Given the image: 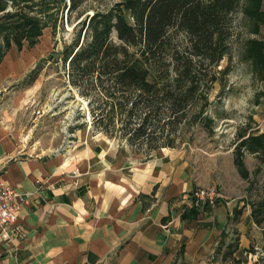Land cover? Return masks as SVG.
I'll list each match as a JSON object with an SVG mask.
<instances>
[{"label":"crops","instance_id":"0c3cea01","mask_svg":"<svg viewBox=\"0 0 264 264\" xmlns=\"http://www.w3.org/2000/svg\"><path fill=\"white\" fill-rule=\"evenodd\" d=\"M82 143L28 154L0 123V177L26 195V235L0 237V264H262L264 218L238 169L221 187L184 149ZM211 184L223 189L215 208L190 202Z\"/></svg>","mask_w":264,"mask_h":264},{"label":"rangeland","instance_id":"374dc122","mask_svg":"<svg viewBox=\"0 0 264 264\" xmlns=\"http://www.w3.org/2000/svg\"><path fill=\"white\" fill-rule=\"evenodd\" d=\"M81 1L80 7L69 11L71 0H31L29 5L0 0V24L7 21V13L16 11L48 21L34 45L24 41L20 49L11 36L12 46L0 64V123L28 154L78 149L92 135H107L128 145L126 132L136 136V122L130 121L127 112L113 111L112 102L102 106L104 118L98 116L100 111L94 108L109 99L106 92L91 89L92 95L87 97L71 84L68 58L78 45L87 43L89 17L122 0ZM260 6L264 10V0ZM233 21L228 52L215 64L213 77L199 89V99L187 109L186 118L175 119L164 132L155 134L163 148L184 149L211 171L210 177L221 187L232 183V174L238 176V169L249 203L263 219L259 207L264 202V153L251 152L240 143L249 135L264 133V18L259 22L239 9ZM113 40L121 42L116 33ZM5 42L1 34L0 47ZM134 93L138 92L130 94ZM140 139L130 145L134 151L148 156L158 150V144L151 146Z\"/></svg>","mask_w":264,"mask_h":264},{"label":"trees","instance_id":"16d2710c","mask_svg":"<svg viewBox=\"0 0 264 264\" xmlns=\"http://www.w3.org/2000/svg\"><path fill=\"white\" fill-rule=\"evenodd\" d=\"M13 1L29 5L31 0ZM261 1L122 0L108 11H96L87 22V43L69 55L71 84L83 96L92 95L91 89L108 94L109 99L94 108L101 119L105 116L102 106L110 102L113 111L128 113L137 124L135 137L131 132L125 134L130 145H136L139 138L151 146L158 144L155 133L164 132L175 119L186 118L187 109L199 99V89L213 77L215 64L228 52L234 13L243 9L247 17L262 22ZM82 2L71 0L69 11ZM6 16L7 21L0 24V35L6 38L0 47H4L0 64L12 46L11 36L20 49L24 41L34 45L48 23L18 11ZM114 33L121 40L118 44ZM128 91L138 93L127 96ZM240 144L251 152L264 153V133L249 135ZM263 208L264 202L259 211Z\"/></svg>","mask_w":264,"mask_h":264},{"label":"built area","instance_id":"2783aa9c","mask_svg":"<svg viewBox=\"0 0 264 264\" xmlns=\"http://www.w3.org/2000/svg\"><path fill=\"white\" fill-rule=\"evenodd\" d=\"M222 191L217 184L210 186H197L188 194L190 202L194 205L215 208L222 198ZM26 195L0 177V237L10 239L22 237L26 232L16 226L21 208L25 204Z\"/></svg>","mask_w":264,"mask_h":264}]
</instances>
